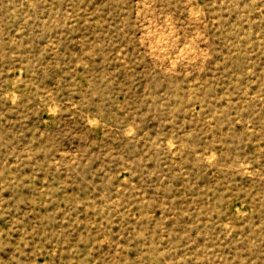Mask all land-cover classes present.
I'll list each match as a JSON object with an SVG mask.
<instances>
[{
	"label": "rangeland",
	"instance_id": "1",
	"mask_svg": "<svg viewBox=\"0 0 264 264\" xmlns=\"http://www.w3.org/2000/svg\"><path fill=\"white\" fill-rule=\"evenodd\" d=\"M0 264H264V0H0Z\"/></svg>",
	"mask_w": 264,
	"mask_h": 264
}]
</instances>
